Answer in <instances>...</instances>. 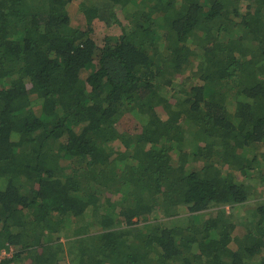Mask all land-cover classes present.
Listing matches in <instances>:
<instances>
[{
    "label": "trees",
    "instance_id": "trees-1",
    "mask_svg": "<svg viewBox=\"0 0 264 264\" xmlns=\"http://www.w3.org/2000/svg\"><path fill=\"white\" fill-rule=\"evenodd\" d=\"M1 250L264 264V0H0Z\"/></svg>",
    "mask_w": 264,
    "mask_h": 264
},
{
    "label": "rangeland",
    "instance_id": "rangeland-1",
    "mask_svg": "<svg viewBox=\"0 0 264 264\" xmlns=\"http://www.w3.org/2000/svg\"><path fill=\"white\" fill-rule=\"evenodd\" d=\"M69 12L71 13L70 8H69ZM71 16H72V14H71ZM95 30H96L97 36H99V37H103L107 34H109V35H115L117 33L119 34L117 27L112 26L110 28H104L101 24H98V23L95 25Z\"/></svg>",
    "mask_w": 264,
    "mask_h": 264
},
{
    "label": "built area",
    "instance_id": "built-area-1",
    "mask_svg": "<svg viewBox=\"0 0 264 264\" xmlns=\"http://www.w3.org/2000/svg\"><path fill=\"white\" fill-rule=\"evenodd\" d=\"M11 256V253L10 252H6L5 250H1L0 251V260L2 258H5V257H10Z\"/></svg>",
    "mask_w": 264,
    "mask_h": 264
},
{
    "label": "crops",
    "instance_id": "crops-1",
    "mask_svg": "<svg viewBox=\"0 0 264 264\" xmlns=\"http://www.w3.org/2000/svg\"><path fill=\"white\" fill-rule=\"evenodd\" d=\"M205 218H206V216H205ZM234 218H235V221H236L237 225L239 224V225H238V228H237V232H238V231H241V230H242V229H241V225H240V222H241V221L238 220L236 217H234ZM239 234H242V232L239 233Z\"/></svg>",
    "mask_w": 264,
    "mask_h": 264
}]
</instances>
